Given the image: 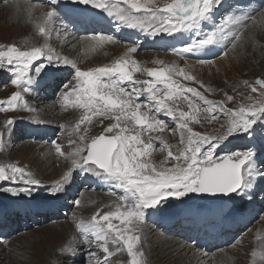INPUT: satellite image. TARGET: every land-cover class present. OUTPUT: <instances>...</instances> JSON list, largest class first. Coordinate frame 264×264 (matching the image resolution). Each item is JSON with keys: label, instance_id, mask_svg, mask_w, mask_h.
<instances>
[{"label": "rangeland", "instance_id": "obj_1", "mask_svg": "<svg viewBox=\"0 0 264 264\" xmlns=\"http://www.w3.org/2000/svg\"><path fill=\"white\" fill-rule=\"evenodd\" d=\"M70 1L0 0V198L6 199L0 200V264H264V0H233L228 6H219L218 0ZM25 2H39L45 15H52L51 24L33 21ZM214 8L211 26L202 16ZM108 10L120 18L109 21L104 15ZM82 13L96 18L89 22ZM100 14L108 26L98 23ZM235 17L227 42L218 40L225 52L208 49ZM121 23L146 28L164 40L139 43L141 37L130 31L125 30L128 39L125 33L112 34ZM45 26L49 31H43ZM102 26L107 29L99 31ZM69 33L74 42L65 44L72 38L65 37ZM99 34L123 49L110 51L98 41L72 49L79 39ZM62 57L67 59L61 63L64 69L74 63L82 71L103 67V74L130 70L126 79L133 83L118 76L121 88L98 95L103 107L117 111L114 118L89 123L81 120L86 114L72 105V98L60 104L59 98L72 89L91 90L77 70H67L69 78L64 79L56 73L50 82L47 68ZM156 69L164 71L163 78L155 75ZM47 87L46 96L36 94ZM108 97L118 106L110 107ZM127 102L135 109H122ZM138 115L146 121L142 127ZM16 120L29 124L12 130ZM130 121L140 134L160 136L150 138L152 147L145 141V149L138 148L136 155L133 144L128 148L126 159L116 163V169L127 168L134 176L125 178L115 170L114 155L117 133L132 128ZM153 122L162 125L150 132ZM51 137L48 145L46 138ZM100 137L114 141L105 171L87 158L89 145ZM164 141L178 150L171 153ZM224 158L245 159L240 189L220 202L197 199L201 169ZM163 159L170 168L157 171ZM173 161L190 171L189 181L144 202L147 184L135 175L168 179L180 171ZM77 163L92 167L98 177L88 174L75 186L69 184L72 189L60 181L49 185ZM71 174L79 181L86 173L73 169ZM247 177H252L250 187ZM135 195L137 201L132 200ZM121 198L133 207L119 211ZM16 199H21L23 211ZM134 207L144 210L145 218L153 210L158 229L146 224L148 218L142 226L130 227Z\"/></svg>", "mask_w": 264, "mask_h": 264}, {"label": "bare ground", "instance_id": "obj_2", "mask_svg": "<svg viewBox=\"0 0 264 264\" xmlns=\"http://www.w3.org/2000/svg\"><path fill=\"white\" fill-rule=\"evenodd\" d=\"M75 1H79V0H74V1H70V2H75ZM105 1L114 2L116 0H105ZM218 1L220 3H218ZM218 1L216 3L219 6L221 5V3H223V5H227V6L234 4L233 0H227V1L226 0H218ZM82 2H86V1L83 0ZM37 3H39V2H35V3L25 2L24 3L25 4V7H26L25 9L32 16L33 21H35L36 23H38L39 25H42V26L46 25L47 23L52 22L53 21L52 15H50V14L48 16L45 15L46 9L40 7ZM109 4H111V3H109ZM109 6H112V5H109ZM113 7L114 6H112L111 8H113ZM215 12H216V9L215 8L213 10H211L210 12H208V13L207 12H204L202 18L205 21L206 20L209 21L207 23L208 25H211L212 26L213 25V22H215V16H214ZM74 13H76V12L73 11V14ZM206 13H207V15H206ZM80 15H81V13H80ZM104 15L111 22H113V20H115L114 19L115 16H117L118 19L120 18V16L118 14H116V13L110 11V10H108L107 14L104 13ZM98 16H101L102 17L100 19V21H98V23L105 24V26H108L109 25V21L107 19L103 18L102 14H100ZM82 17L83 18H87L86 20L87 21L89 20V22H90V19L91 18H96V17H92L89 13H82ZM237 20L238 19L235 17V18L231 19L230 22L226 23V27L224 29V32L222 34L221 33H218L217 34L216 41L214 43H212L211 47L208 48V49H217L219 52L224 53L226 49H220L224 44L220 43L218 40H222L224 42H227V36H228L229 31H230L229 29L234 24V22H236ZM261 27H260V29H261ZM105 29H107V28H105V27L102 26L99 29V31H103ZM115 29H117L116 32H113L112 34H114L116 36H124L125 35L127 39L130 38L131 36L129 35V33H127L125 31V30H127V31H130L132 33V36L137 35L138 37H141V40H139V43H143L144 40H145L146 43H148V42L159 43L160 41L164 40V39H161L162 37H161L160 34L156 33L157 35L160 36V37L159 36L156 37L154 35H151L148 32V29L143 28V27H140V26H137V25L134 26L132 24L131 25H127V23H121V25L120 26H117V28H115ZM43 31H49V28L47 26H45V28L43 27ZM122 33H125V34L123 35ZM75 34L77 36H80L81 35L79 33H75ZM152 34H155V31L152 32ZM65 37H72L67 42H65V44L66 43L69 44V43L74 42L73 41L74 36H71L70 33L69 34H66ZM94 41H98V43H99L98 46H103L106 43V46H109V50L110 51H115V50L123 49V47H124L123 45H120V44H116V43H112V42H107V41H111V40H109V38L107 36H102V35L99 34V35H96L95 38H93V39H86V38L79 39L77 41V43H73V48L72 49H77V47H78L79 44H84V43L90 44V43H93ZM109 43H111V44H109ZM38 48H40V47H38ZM127 49H129V48H127ZM201 51H199L198 53H195V55L198 56ZM143 56H144V58H146L145 55H143ZM228 56H229V52L226 53L225 60L228 59ZM149 57H151V55ZM156 57L158 58V56H156ZM208 57L209 56H202L201 58L206 59ZM52 58H54V57H52ZM62 59L63 60L61 62H59V64L47 68V69H50V70H47L46 71L47 73L45 75L50 77V78H48L50 80V82L52 80H54L53 78H55L57 76L56 73H61V76L59 77L60 79L62 77H64V78L68 77L69 78V74H67V70H72V71H76L77 70V74L80 76L81 80L83 78L86 83H89L90 84V89L91 90L88 89V91L85 93V90H83L82 92H80L76 88L75 89H72L68 94H66V96H64V98L63 97L59 98L60 104H61V102L63 103L64 99H67V97H68V99L69 98H72L71 100L74 102V104H72V105H74L76 107H80V110L86 114V116H83L81 120H83V119H84V121L87 120L89 123L94 122L96 119L101 118V117L115 115L117 113V111H111V110H108L107 108L103 107L102 104L99 101L98 95H99V93H101L102 91H104L107 88H110V89H118V88H121L122 87L121 85H123V81H122V83L121 82L119 83V82H117L116 79H117L118 76H121V78L122 77H125V79H126L127 76L130 75V70L129 71L127 70V73H125V74L119 73L117 75H113L115 73H113V74L112 73H108L107 74V73H105V71H103L104 72V74H103V73H101V71L103 70L102 69L103 67H95L93 69H88V70H84L83 69L84 71H82L81 68L78 67L77 65H75L74 63H69L68 65H66V68L64 69V66L63 65H65V64L61 65V63H63L67 59L65 57H62ZM70 62H73V61H70ZM200 62H203V61L200 60ZM216 65L221 69L226 64H222L221 62H216ZM110 68L113 69V67H110ZM125 68L126 67H124V69ZM44 73L45 72H42L37 78L43 76ZM64 78H62V79H64ZM103 79H109L110 81H104V82H102ZM125 81L132 82V81L127 80V79ZM100 82H102V83L101 84H98ZM178 83H179V85H183L182 82H179L178 81ZM184 88H185V86H184ZM42 90H38L36 94L42 93L43 94L42 96L44 97V96H46V94L49 93V91H48L49 88L48 87L45 90H43V91ZM90 91H93L96 95L94 94V95H90L89 96ZM181 91H182V88H181ZM43 92H45V93H43ZM68 99H67V101H69ZM97 104H98V107L97 108H94L93 105H97ZM134 105L138 106L137 103H134ZM132 108L135 109V106H133V105H131V104H129L127 102L126 104H124V107L122 109H128L129 112H130V110ZM95 109H100V112H95L94 111ZM111 117H113V116H111ZM128 118L129 119L131 118L130 115L128 116ZM25 123L29 124L28 122H26V120H21V121L20 120L19 121L16 120L15 122H13L12 130H15V128L17 126H23ZM82 123H83V121H80V124H82ZM130 125L132 126V122L131 121H130ZM161 125H162V123L159 124L157 122H153L151 124V126L149 127V131L150 132L155 131ZM40 135L42 137V135H43L42 132H40ZM32 136L33 137H37V134L36 133H34V134L32 133ZM159 136L160 135H158V134L156 135L155 134L154 136H151L150 138H153L154 137V138H157L158 139ZM52 138L53 137L46 138L48 140V143H47L48 145H52V142H53L52 141ZM140 138H143L144 141L141 142L139 140ZM150 138H149L148 134H146V133L145 134H140V132H138L133 126H132V128L126 127V128H124L123 131H120L119 133H117V142H118L117 145L118 146H117V150H116L115 155H114V166H115V170L120 171L121 173H123L122 175L125 178L132 177L133 175L132 174L129 175V172H128V169L127 168L126 169H116L117 168L116 163L118 162L119 159H126V154L128 153V148L132 144H133V147H134L133 150L135 152V155H136V151L138 150V148L145 149V146H146V144L144 143L145 141H151L150 147H152L153 142H152V139H150ZM58 139H59V136L55 135L54 136V141L55 140L57 141ZM164 142L167 144V147L172 148L171 153L174 154L178 150L177 146L175 147L172 144H168L166 141H164ZM183 143H186V142H183ZM161 146H162V144H161ZM83 150L81 151V155L83 154ZM87 151H88V149H87ZM135 157L136 156H134L133 160L135 159ZM165 163H167V161H165L163 159L162 160V165L157 166V169H158L157 171L163 172V171H166L167 169H169L170 167L167 164H165ZM172 163H176V162L173 161ZM176 164H178V163H176ZM177 168L180 171L177 174H175L174 176H170L168 179L156 178V177L153 178L152 176H150L151 174H149V173L148 174H144L143 173L144 175H138V176L135 175L136 178L143 180V181L140 182V184H147V188L146 189H143L144 192H147V193L144 194V196L146 197L144 199V202L146 200H153V199L157 198L160 194H166L169 191V189H170V187L172 185L184 184V183H187L189 181V179H190V171L187 168H185V166H183L181 164H178L177 165ZM73 169H77V170L78 169H81V171H83L86 174H85V176H82L81 179H79V181H77V179L74 180L71 177V175H72L71 172L73 171ZM84 169L82 168V166H81L80 163H77V164H75L72 167L71 171L67 175H65L60 180H56L54 182H51L49 185L50 186H55L60 181V185L61 186H63L65 184V189H72V188H70L69 184H71V185L74 184V186H75L77 182H81V181H84L85 179H87L88 178V174L89 175H94V177H98V175H99L98 172H94V169L92 167H90V166H85ZM182 175L184 176V178L183 179H179V176H182ZM247 178H248V186L250 187L252 185V182H251L252 181V177H247ZM254 181H253V183H254ZM22 187L26 188V185L23 184ZM182 187H185V186H182ZM255 187H256V185L254 186V188ZM0 200L3 201V200H6V199L5 198H0ZM132 200L137 201L136 195L134 197H132ZM20 201H21V199H16L15 200V204H18V206L20 207L19 210H22L23 211L24 210V206L23 205H20ZM120 201H121L122 207L119 205L120 206V209H118L119 211L120 210H125V211L127 210L128 211V210H130V208L133 207V204H132V206H129V204L131 202L128 204L125 201V198H121ZM53 206H55V205H53ZM53 206H52V208H53ZM123 207L126 208V209H124ZM174 209H176V208H174ZM114 210L117 211V207L116 206H115V209ZM133 211H134L133 212L134 213V218L132 220H130V218L128 219L126 217L128 220H130V222H129V226L130 227H132L134 229L135 228V225H137V224L140 225V226H142L144 224V223H142V221L143 220L145 221V219L148 218L146 224L153 223L155 225V227L157 228V225L158 224H157V222H155V218H154L155 213H154L153 210H152L153 214H151V213L145 214L146 215V218L144 216V210H139L138 212H136V207H134L133 208ZM117 215H118V212H117ZM164 216H166V215H164ZM128 220H127V223H128ZM127 223H125V224H127ZM130 234L131 233H128L127 236L130 235ZM130 237H131V239H135L136 235L134 233H132V235ZM185 237L187 238L189 236L186 235ZM131 239H130V243H131Z\"/></svg>", "mask_w": 264, "mask_h": 264}, {"label": "water", "instance_id": "obj_3", "mask_svg": "<svg viewBox=\"0 0 264 264\" xmlns=\"http://www.w3.org/2000/svg\"><path fill=\"white\" fill-rule=\"evenodd\" d=\"M154 73L159 78L164 77V71L161 69L154 70ZM106 102L110 107L118 106L111 97L106 98ZM136 121L137 125L141 127L146 124L140 115L136 117ZM113 149L114 141L110 137L95 139L88 147V162L96 164L103 171L108 170ZM244 163L245 159L243 158L239 160L224 158L211 166L203 167L196 198L213 202L226 200L241 187V169Z\"/></svg>", "mask_w": 264, "mask_h": 264}]
</instances>
